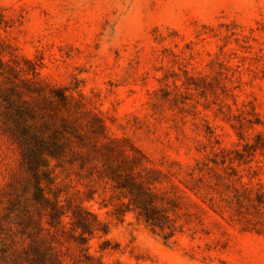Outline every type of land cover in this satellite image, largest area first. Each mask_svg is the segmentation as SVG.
I'll return each instance as SVG.
<instances>
[{
	"label": "rangeland",
	"instance_id": "obj_1",
	"mask_svg": "<svg viewBox=\"0 0 264 264\" xmlns=\"http://www.w3.org/2000/svg\"><path fill=\"white\" fill-rule=\"evenodd\" d=\"M0 264H264V0H0Z\"/></svg>",
	"mask_w": 264,
	"mask_h": 264
}]
</instances>
